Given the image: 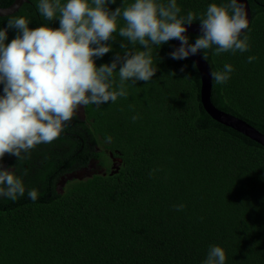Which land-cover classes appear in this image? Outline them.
<instances>
[{
    "label": "trees",
    "instance_id": "obj_1",
    "mask_svg": "<svg viewBox=\"0 0 264 264\" xmlns=\"http://www.w3.org/2000/svg\"><path fill=\"white\" fill-rule=\"evenodd\" d=\"M214 2L225 0H177L180 15L197 17ZM248 3L249 49L206 50L211 71L234 69L225 83L212 78L211 102L264 134V0ZM21 15L29 28L59 27L38 14L36 0L1 17L0 27ZM15 35L9 29L6 42ZM188 36L194 43L198 35ZM123 39L109 41L113 50L97 66L123 54ZM174 48V39L153 45L151 81L126 82L129 95L115 103L85 105L84 121L66 122L56 139L13 164L26 191L15 201L0 198V264H202L211 245L224 248L225 264H264V148L206 114L198 71L173 59ZM107 152L122 159L112 175ZM91 165L92 176L74 177Z\"/></svg>",
    "mask_w": 264,
    "mask_h": 264
},
{
    "label": "clouds",
    "instance_id": "obj_2",
    "mask_svg": "<svg viewBox=\"0 0 264 264\" xmlns=\"http://www.w3.org/2000/svg\"><path fill=\"white\" fill-rule=\"evenodd\" d=\"M117 0H36L37 12L47 21L59 20V27L43 23L29 28L30 19L13 16L0 27V158L6 153L21 158L41 143H50L62 132L81 106L115 103L129 95L126 82H149L157 71L153 66L152 46L172 39L180 41L169 55L183 60L207 51L245 52L249 49V21L241 0L210 3L204 13L189 11L180 15L177 0H132L114 10ZM125 21L118 27V19ZM200 23V35L194 43L185 35L186 25ZM16 35L8 41V30ZM117 35L124 38L110 63L96 64V59L113 50ZM139 44L143 50L134 47ZM249 62L256 59L249 56ZM119 65V68H118ZM187 66H182L184 71ZM195 67V62L193 63ZM118 68V70H117ZM233 66L226 63L222 71H210L217 83L230 79ZM118 74L119 85L113 87ZM131 81V82H129ZM138 119L137 116L132 117ZM111 140V137H107ZM23 177L0 166V198L13 201L25 194ZM35 201L38 190H28ZM181 204L178 208H183ZM226 252L211 245L202 264H225Z\"/></svg>",
    "mask_w": 264,
    "mask_h": 264
},
{
    "label": "water",
    "instance_id": "obj_3",
    "mask_svg": "<svg viewBox=\"0 0 264 264\" xmlns=\"http://www.w3.org/2000/svg\"><path fill=\"white\" fill-rule=\"evenodd\" d=\"M28 0H13V2L8 7H0V18L10 16L16 13L20 7L27 3ZM244 5V9L250 24L251 21V10L248 3V0H241ZM187 32L185 35L195 34L200 35V24L191 23L190 25H186ZM180 41L178 39H174V46L179 47ZM185 60L190 61L192 63L195 62L196 70L198 71L200 77V103L203 107V110L206 114L215 122L228 127L244 137L250 139L256 144L262 146L264 148V134L260 133L254 127H252L247 122L232 116L228 113H225L218 108H216L211 102V87H212V78L210 75L211 68L207 61L202 57V55L198 52L196 55H191L187 57ZM2 87L0 88V90ZM109 156L112 158V167L110 175L117 173L119 167L122 163V159L119 157L113 158V153H110ZM87 171L83 170L78 172L74 177L82 179L87 176Z\"/></svg>",
    "mask_w": 264,
    "mask_h": 264
},
{
    "label": "flooded vegetation",
    "instance_id": "obj_4",
    "mask_svg": "<svg viewBox=\"0 0 264 264\" xmlns=\"http://www.w3.org/2000/svg\"><path fill=\"white\" fill-rule=\"evenodd\" d=\"M1 87H2V85H0V88ZM0 91H2V89ZM75 118H77L81 122L85 120L84 106H81V107H79L77 109V111L74 114L73 118L70 121H68L67 124L71 123V121L74 120ZM48 153H49V151H48ZM109 154H110V152H107V155H108V157L110 159V167H112V158L109 156ZM117 157H118V155H114L113 154V158H117ZM16 161H18V159L15 156L6 153L3 158H0V166H3L5 168H10L11 167L13 170H15L13 164H16L15 163ZM92 164H95V163L93 162ZM11 165H13V166H11ZM92 168H94V165L89 166L88 169L87 168H82V171L85 170V171H87L88 175L91 174V176H92L96 172V171L92 170ZM89 171L91 173H89Z\"/></svg>",
    "mask_w": 264,
    "mask_h": 264
}]
</instances>
